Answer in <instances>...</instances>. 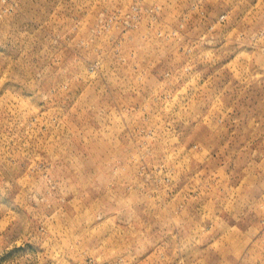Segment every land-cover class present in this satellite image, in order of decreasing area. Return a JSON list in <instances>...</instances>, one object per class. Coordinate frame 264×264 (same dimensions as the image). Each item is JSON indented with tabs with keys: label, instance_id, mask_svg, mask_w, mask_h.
I'll return each instance as SVG.
<instances>
[{
	"label": "rangeland",
	"instance_id": "rangeland-1",
	"mask_svg": "<svg viewBox=\"0 0 264 264\" xmlns=\"http://www.w3.org/2000/svg\"><path fill=\"white\" fill-rule=\"evenodd\" d=\"M0 264H264V0H0Z\"/></svg>",
	"mask_w": 264,
	"mask_h": 264
}]
</instances>
